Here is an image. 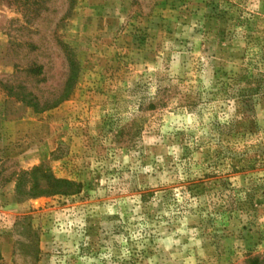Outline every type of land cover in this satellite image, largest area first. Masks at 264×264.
Wrapping results in <instances>:
<instances>
[{
	"label": "rangeland",
	"instance_id": "1",
	"mask_svg": "<svg viewBox=\"0 0 264 264\" xmlns=\"http://www.w3.org/2000/svg\"><path fill=\"white\" fill-rule=\"evenodd\" d=\"M264 264V0H0V264Z\"/></svg>",
	"mask_w": 264,
	"mask_h": 264
},
{
	"label": "trees",
	"instance_id": "2",
	"mask_svg": "<svg viewBox=\"0 0 264 264\" xmlns=\"http://www.w3.org/2000/svg\"><path fill=\"white\" fill-rule=\"evenodd\" d=\"M251 264H263V261L260 256L255 255V256H249L247 259Z\"/></svg>",
	"mask_w": 264,
	"mask_h": 264
}]
</instances>
